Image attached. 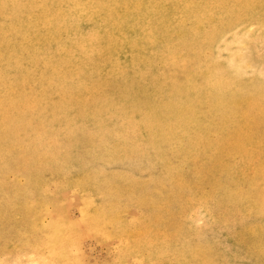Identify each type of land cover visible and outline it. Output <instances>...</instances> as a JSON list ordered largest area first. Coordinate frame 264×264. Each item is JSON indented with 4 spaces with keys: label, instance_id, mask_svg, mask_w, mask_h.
Instances as JSON below:
<instances>
[{
    "label": "rangeland",
    "instance_id": "374dc122",
    "mask_svg": "<svg viewBox=\"0 0 264 264\" xmlns=\"http://www.w3.org/2000/svg\"><path fill=\"white\" fill-rule=\"evenodd\" d=\"M0 264H264V0H0Z\"/></svg>",
    "mask_w": 264,
    "mask_h": 264
},
{
    "label": "bare ground",
    "instance_id": "6f19581e",
    "mask_svg": "<svg viewBox=\"0 0 264 264\" xmlns=\"http://www.w3.org/2000/svg\"><path fill=\"white\" fill-rule=\"evenodd\" d=\"M9 1V0H8ZM11 1V0H10ZM10 4H11V2H10ZM10 29V28H9Z\"/></svg>",
    "mask_w": 264,
    "mask_h": 264
}]
</instances>
